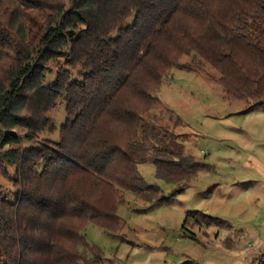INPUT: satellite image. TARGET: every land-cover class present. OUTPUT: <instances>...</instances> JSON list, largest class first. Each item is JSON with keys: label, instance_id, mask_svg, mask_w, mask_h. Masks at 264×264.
Returning <instances> with one entry per match:
<instances>
[{"label": "trees", "instance_id": "1", "mask_svg": "<svg viewBox=\"0 0 264 264\" xmlns=\"http://www.w3.org/2000/svg\"><path fill=\"white\" fill-rule=\"evenodd\" d=\"M186 56L218 69L229 96L263 107L264 0H0V172L13 190L0 191V264H104L88 225L122 232L124 192L172 200L139 164L152 162L177 194L207 170L146 119L173 69L201 70L180 64ZM60 103L59 141L39 145L57 131L48 116ZM193 216L185 226L215 224Z\"/></svg>", "mask_w": 264, "mask_h": 264}, {"label": "rangeland", "instance_id": "2", "mask_svg": "<svg viewBox=\"0 0 264 264\" xmlns=\"http://www.w3.org/2000/svg\"><path fill=\"white\" fill-rule=\"evenodd\" d=\"M193 58L183 57L180 64L201 70L173 69L146 119L169 132L165 144L170 150L192 156L207 170L177 194V186L159 178L152 162L139 164L144 183L172 200L148 203L124 192V203L117 208L122 232L88 225L85 240L103 253L104 264H252L264 257V106L226 94L221 72ZM11 66L7 62L5 72ZM50 69L46 85L55 81L57 64ZM74 72L79 80V71ZM48 117L57 131L41 135L39 145L59 141L65 104H58ZM8 171L13 175L14 170ZM10 181L0 172V191L12 193ZM191 214L204 224L211 222L203 217L215 224L206 229L189 221L185 226Z\"/></svg>", "mask_w": 264, "mask_h": 264}]
</instances>
